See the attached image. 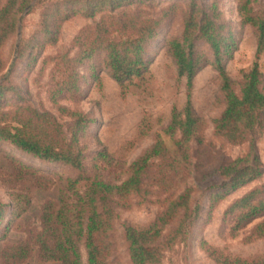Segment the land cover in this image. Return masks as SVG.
Wrapping results in <instances>:
<instances>
[{
  "label": "trees",
  "instance_id": "16d2710c",
  "mask_svg": "<svg viewBox=\"0 0 264 264\" xmlns=\"http://www.w3.org/2000/svg\"><path fill=\"white\" fill-rule=\"evenodd\" d=\"M39 9V20L28 38L20 41L17 60L25 59L32 67L46 47L54 46L62 25L76 17L91 20L72 42L76 50L57 53L43 60L53 64L49 101L57 117L30 106L0 105V143H7L18 151L46 163H58L70 168L74 176L55 175L53 179L41 178L36 172L14 164V175H27L36 179L39 187L57 185L56 202H47L41 208L39 230L28 235L24 242L11 245L2 252L3 264H22L36 249L43 263L82 264L80 248L84 247L86 264H112L110 233L115 215L114 206L133 195L158 193L174 196L175 190L184 186L157 218L147 227L124 229L131 264H160L158 242L162 233L189 210L192 191L185 187L189 175V145L199 140L203 121L197 117L190 104L192 80L201 68L203 59L196 54V43L208 47L220 78L224 96V109L213 120L214 135L238 146L249 142V152L243 158L222 166L215 174L222 184L211 199L213 207L227 195L258 180L263 169L255 151V132L264 137V91L262 75L255 62L238 83L227 76L224 62L232 56L235 42L230 33H224L215 4L201 6L198 0H188L182 14L181 33L165 42L178 77L186 79L187 101L182 112L173 109L171 120L164 133L173 137L174 153L158 137L127 168L125 179L109 178L119 165L105 153L98 152L87 164L89 156L81 139L91 121L76 109L58 104L59 100L75 97L83 80L77 68L103 56V65L117 84L122 98L134 90H143L150 80L146 47L157 36L163 23L172 16L174 5L161 10L158 15L147 13L150 0H7L0 3V50L18 32L20 17L27 9ZM244 0L238 7L241 23L255 29L258 58L264 51V11L257 14ZM31 9V10H32ZM97 19V20H96ZM2 68L0 58V69ZM235 85L238 90H235ZM16 88L9 80L0 84V102ZM146 120H142L144 125ZM175 197V196H174ZM28 197L13 194L9 221L5 234L15 220L28 210ZM8 206L0 201V225ZM229 218L230 234L236 235L247 224L264 216V184L255 187L235 200L225 212ZM4 234V235H5ZM264 239V219L250 231L246 240ZM216 264H264V257L240 259L223 256L205 244L201 245Z\"/></svg>",
  "mask_w": 264,
  "mask_h": 264
},
{
  "label": "rangeland",
  "instance_id": "374dc122",
  "mask_svg": "<svg viewBox=\"0 0 264 264\" xmlns=\"http://www.w3.org/2000/svg\"><path fill=\"white\" fill-rule=\"evenodd\" d=\"M7 0H0L3 4ZM244 0H198L201 6L216 5L220 15L219 21L224 26V33H230L235 42V50L224 64L225 72L233 83H238L242 76L256 62L262 75L261 88L264 91V51L256 58V34L250 25L241 23L237 7ZM252 11L262 14L264 0H250ZM174 5L173 14L163 23L157 36L146 47V59L149 61L150 80L143 90H134L122 98L117 84L111 79L103 65V56L96 55L91 61L77 68L82 77L79 91L75 97H65L58 104L84 113L91 121L81 143L89 156L87 164L100 151L119 165L112 170L109 178L124 180L128 166L155 140L160 137L170 154L174 153L176 134L169 137L164 129L171 120V112L176 109L182 112L187 101L186 79L178 77L174 62L167 52L165 42L177 38L181 33L182 14L186 11L188 0H150L147 13L158 15L161 10ZM31 8L20 17L18 32L1 48L0 84L9 80L15 92H9L1 100L5 109L12 106H30L37 110L49 112L57 117L49 101L51 74L53 64L43 60L57 53L69 52L74 56L76 50L72 42L77 33L92 21L80 17L65 22L58 34L57 43L46 47L32 67L26 66L25 59H18L20 41L28 38L36 29L39 20V9ZM32 9V10H31ZM97 20V19H96ZM18 33L20 37L18 38ZM18 43V49L16 45ZM196 54L203 59L201 68L192 80L190 104L194 114L203 121L199 140L189 145V175L185 187L192 191L189 210L180 213L179 218L166 228L158 242L161 251L160 264H216L201 246L217 250L223 256L240 259L264 257V239L246 240L249 231L264 219L259 217L239 230L236 235L230 234L231 223L225 212L228 207L244 194L264 184V137L262 132L252 136L255 151L263 169L262 176L227 195L223 200L211 206L212 197L219 192L222 179L215 171L236 159L243 158L249 152V142L238 146L227 143L223 138L214 135L213 120L224 109V96L220 90V78L212 65L213 58L206 45L196 43ZM235 90L238 86L235 85ZM145 119L146 123L142 124ZM14 164L34 171L41 178L53 179L55 175L74 176L68 167L58 163H46L22 153L7 143H0V201L7 205L3 222L0 225V264L5 248L24 242L28 235L39 230L42 206L47 202H56L57 185L48 188L39 187L34 177L14 175ZM184 189L180 186L170 196L152 189V194L133 195L127 201L114 206L115 215L110 233L112 264H131L128 247L124 239L127 226L144 228L149 226L165 207ZM20 194L30 200L27 212L11 223L9 221L12 195ZM5 234V235H4ZM82 264H86L84 247L80 248ZM22 264H59L43 263L33 248L29 259Z\"/></svg>",
  "mask_w": 264,
  "mask_h": 264
},
{
  "label": "water",
  "instance_id": "95a60500",
  "mask_svg": "<svg viewBox=\"0 0 264 264\" xmlns=\"http://www.w3.org/2000/svg\"><path fill=\"white\" fill-rule=\"evenodd\" d=\"M30 9V8H29ZM29 9H27V11L29 10ZM26 11V12H27ZM20 37V33H18V38ZM18 49V43H17V45H16V50Z\"/></svg>",
  "mask_w": 264,
  "mask_h": 264
}]
</instances>
